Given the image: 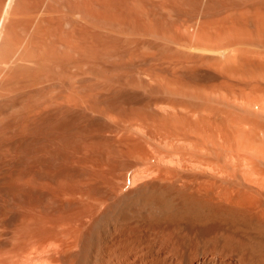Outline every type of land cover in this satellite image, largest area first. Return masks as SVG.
<instances>
[{
    "label": "bare ground",
    "instance_id": "1",
    "mask_svg": "<svg viewBox=\"0 0 264 264\" xmlns=\"http://www.w3.org/2000/svg\"><path fill=\"white\" fill-rule=\"evenodd\" d=\"M0 264H264V0H0Z\"/></svg>",
    "mask_w": 264,
    "mask_h": 264
}]
</instances>
